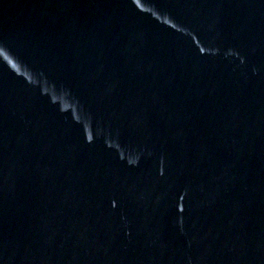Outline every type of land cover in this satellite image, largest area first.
<instances>
[{
  "label": "water",
  "instance_id": "95a60500",
  "mask_svg": "<svg viewBox=\"0 0 264 264\" xmlns=\"http://www.w3.org/2000/svg\"><path fill=\"white\" fill-rule=\"evenodd\" d=\"M0 264H264V0H0Z\"/></svg>",
  "mask_w": 264,
  "mask_h": 264
}]
</instances>
